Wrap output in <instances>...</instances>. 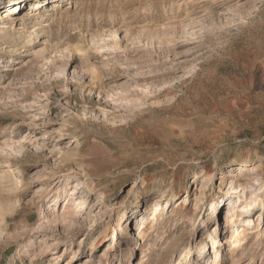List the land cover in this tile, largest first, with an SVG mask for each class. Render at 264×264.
Wrapping results in <instances>:
<instances>
[{
    "label": "rangeland",
    "instance_id": "1",
    "mask_svg": "<svg viewBox=\"0 0 264 264\" xmlns=\"http://www.w3.org/2000/svg\"><path fill=\"white\" fill-rule=\"evenodd\" d=\"M68 1L0 41V264H191L259 193L217 248L264 264V0Z\"/></svg>",
    "mask_w": 264,
    "mask_h": 264
},
{
    "label": "bare ground",
    "instance_id": "2",
    "mask_svg": "<svg viewBox=\"0 0 264 264\" xmlns=\"http://www.w3.org/2000/svg\"><path fill=\"white\" fill-rule=\"evenodd\" d=\"M25 1L26 0H8V3H7L8 5H7V7H5V9H7L5 11V15L3 17L0 16V18H1L0 25H2V27H0V41L6 42V40H7L6 35L8 34L7 28H9V27H6V25H8L10 27L13 26L14 20L17 18L16 17L17 16L16 9H19V14H21L23 11V8L25 6V3H26ZM4 2H5V0H0V7L2 4H4ZM45 3H46V5L47 4H53V6H51V9L49 11L46 10L48 5L46 6ZM60 3L61 4L62 3L67 4V3H70V1H68V0H50V1L49 0H31L30 4H32V5L30 8L32 10L29 13L27 12V14L20 16L21 17L20 18L21 25H22L20 33L23 31L22 36L25 37L27 40L24 41L22 39L23 37L18 38V40H17L16 33L11 34V36L15 38V39L13 38V40L17 41V42L19 41L21 43H26L27 45L33 44L34 38H32V36L36 33L26 31L25 30L26 24H28L30 22L32 23V21H34V24L32 27H35L36 25L45 26L43 24L46 21H48L50 19H54L57 16V10L60 11V9H61L59 7ZM43 5H45V7H42ZM62 5H60V6H62ZM39 6H41V8L38 10L37 8ZM46 11L48 12L47 14H46ZM4 19H6V20H4ZM27 21H28V23H26ZM51 21H53V20H51ZM61 35H59V36H61ZM10 41H12V40H10ZM263 174H264V171H263ZM204 178L209 179V176L204 175ZM80 185H81V183L79 181L74 182L71 194H73L79 188ZM263 186H264V184L260 185V188L258 190L259 192L263 188ZM232 189H233L232 194L235 195V193H237V190H236V188H232ZM256 190L257 189H255V191ZM171 191L173 192V188L171 189ZM164 194H165V192H161L158 196H156L152 199L153 201L147 200V201H150L151 203L146 204L144 211L147 212L148 210H151V211H153V213H156L157 203L160 200H164L168 197L169 198L173 197L172 194L171 195L165 194V196H163ZM260 201H263V196L260 195V193L251 195L249 198L245 197V199H242V200H230L228 207L226 208L225 217L223 220V224L228 228L227 233H226L227 236L225 237V241L224 242L221 241L222 239H220V231L217 232L216 227H214V229L211 232H209V238H210V242L212 245V251H213L211 255H214L213 257L209 256L210 258L213 259V261H211V262L219 264V260L222 258V254L220 253V250H218L217 247L220 244H225L227 246H230L234 242V230H232L233 225L236 223V221H232V218L234 217V215L239 217V220L237 222H239L240 223L239 226L244 227V231H246L248 229L247 226H249L251 224V220H250V217H248V214L250 213V211L252 209H254L256 206H258ZM3 203H0V205ZM10 210H13V209H10ZM6 211H9V210H6ZM6 211L2 210L0 207V222L1 221L3 222L4 217L7 218L8 213ZM144 218L145 217L142 215L141 216V225H139V232H138L137 238L141 237L144 234L143 228H144V221L146 220V218L145 219ZM124 221H127V220H124ZM126 226L127 225H125V227L123 229H127ZM206 238H207V236H205V239ZM205 239L203 241H201L196 254L195 255L190 254V256H192L191 258L195 259V256H196V260L192 259L191 264H200V263L205 262V261L208 262V260H207V259H209L208 254L205 255V257L203 258V255H204L206 248H207V245L205 243V241H206ZM113 240H114V243L117 244V242H118L117 233L113 234ZM207 252H209V250H207ZM189 261L186 263H189Z\"/></svg>",
    "mask_w": 264,
    "mask_h": 264
}]
</instances>
